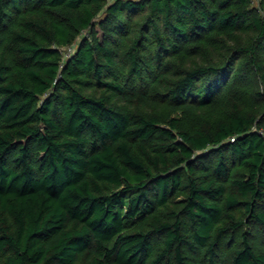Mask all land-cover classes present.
<instances>
[{
	"label": "trees",
	"instance_id": "trees-1",
	"mask_svg": "<svg viewBox=\"0 0 264 264\" xmlns=\"http://www.w3.org/2000/svg\"><path fill=\"white\" fill-rule=\"evenodd\" d=\"M264 0H0V264H264Z\"/></svg>",
	"mask_w": 264,
	"mask_h": 264
},
{
	"label": "rangeland",
	"instance_id": "rangeland-1",
	"mask_svg": "<svg viewBox=\"0 0 264 264\" xmlns=\"http://www.w3.org/2000/svg\"><path fill=\"white\" fill-rule=\"evenodd\" d=\"M254 5H258V0H253ZM262 241L259 239L258 241H255V244L257 245V250H262L264 249V246L261 243Z\"/></svg>",
	"mask_w": 264,
	"mask_h": 264
}]
</instances>
